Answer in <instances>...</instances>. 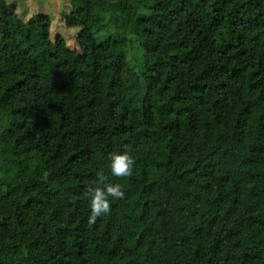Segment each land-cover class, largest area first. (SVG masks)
<instances>
[{"label":"trees","instance_id":"1","mask_svg":"<svg viewBox=\"0 0 264 264\" xmlns=\"http://www.w3.org/2000/svg\"><path fill=\"white\" fill-rule=\"evenodd\" d=\"M70 7L0 0V264H264V0Z\"/></svg>","mask_w":264,"mask_h":264},{"label":"rangeland","instance_id":"2","mask_svg":"<svg viewBox=\"0 0 264 264\" xmlns=\"http://www.w3.org/2000/svg\"><path fill=\"white\" fill-rule=\"evenodd\" d=\"M9 4H14L16 14L22 22L28 21L32 16L44 15L50 21V41L53 42L56 36H60L67 48L78 50L76 37L78 29H67L64 25V17L71 10L70 0H6ZM105 32L98 31L95 34L97 39H104ZM132 60L130 59L129 62Z\"/></svg>","mask_w":264,"mask_h":264},{"label":"clouds","instance_id":"3","mask_svg":"<svg viewBox=\"0 0 264 264\" xmlns=\"http://www.w3.org/2000/svg\"><path fill=\"white\" fill-rule=\"evenodd\" d=\"M133 159L132 157L124 153H114L111 156L110 169L113 175L126 177L132 173ZM123 195L121 186L119 184H107L103 187H97L94 190L91 198V215L90 221L108 212L110 199L119 198Z\"/></svg>","mask_w":264,"mask_h":264}]
</instances>
